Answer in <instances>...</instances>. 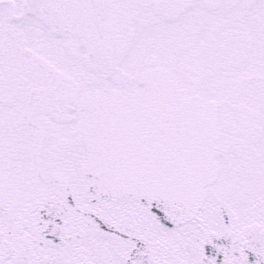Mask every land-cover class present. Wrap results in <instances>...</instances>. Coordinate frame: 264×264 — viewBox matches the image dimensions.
Wrapping results in <instances>:
<instances>
[{
	"label": "snow or ice",
	"instance_id": "6c2138e0",
	"mask_svg": "<svg viewBox=\"0 0 264 264\" xmlns=\"http://www.w3.org/2000/svg\"><path fill=\"white\" fill-rule=\"evenodd\" d=\"M0 264H264V0H0Z\"/></svg>",
	"mask_w": 264,
	"mask_h": 264
}]
</instances>
